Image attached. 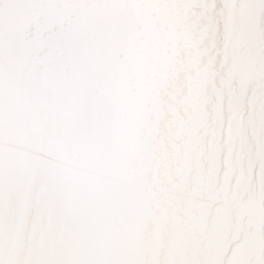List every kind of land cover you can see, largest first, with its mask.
<instances>
[{
	"label": "snow or ice",
	"instance_id": "obj_1",
	"mask_svg": "<svg viewBox=\"0 0 264 264\" xmlns=\"http://www.w3.org/2000/svg\"><path fill=\"white\" fill-rule=\"evenodd\" d=\"M0 264H264V0H0Z\"/></svg>",
	"mask_w": 264,
	"mask_h": 264
},
{
	"label": "bare ground",
	"instance_id": "obj_2",
	"mask_svg": "<svg viewBox=\"0 0 264 264\" xmlns=\"http://www.w3.org/2000/svg\"><path fill=\"white\" fill-rule=\"evenodd\" d=\"M170 47L175 50V60L177 63H182L186 57L190 54V49L186 46V44L179 38H174L170 40ZM197 65L191 66V71L180 70L175 72L173 79L171 81V85L181 89L184 81L187 77L191 75L192 72H195Z\"/></svg>",
	"mask_w": 264,
	"mask_h": 264
}]
</instances>
